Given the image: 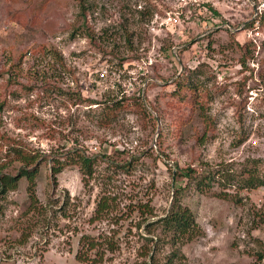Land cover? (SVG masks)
<instances>
[{
    "label": "rangeland",
    "instance_id": "1",
    "mask_svg": "<svg viewBox=\"0 0 264 264\" xmlns=\"http://www.w3.org/2000/svg\"><path fill=\"white\" fill-rule=\"evenodd\" d=\"M0 105V177L39 169L37 210L26 178L0 195V264H264V187L177 172L264 175V0H0ZM179 204L191 242L160 223Z\"/></svg>",
    "mask_w": 264,
    "mask_h": 264
},
{
    "label": "trees",
    "instance_id": "2",
    "mask_svg": "<svg viewBox=\"0 0 264 264\" xmlns=\"http://www.w3.org/2000/svg\"><path fill=\"white\" fill-rule=\"evenodd\" d=\"M178 85V94L179 96H184L186 92L185 90H189L192 93V98H193V105L200 104V98L198 95L200 92V87L197 85H194L189 81H182L177 84ZM89 102L92 104H97L94 103L95 101L89 100L85 101ZM113 106L109 105L105 109L106 112L102 113V115L105 116V120L109 119H114L115 113L117 108L119 106V103L116 101H111ZM2 110V106L0 105V112ZM143 111L148 114L147 109L143 108ZM150 115V114H149ZM151 116V115H150ZM204 122L207 125H212L213 121H207L204 118ZM22 157L29 158L28 156H23ZM28 160V159H27ZM24 161V160H23ZM34 157H30L29 161H25L27 164H33L35 162ZM73 162L75 164H78L81 167V170L85 175L92 176L93 174V163L94 160L91 157H88L87 155L83 153H78L76 155V158L73 159ZM68 163L65 161H55L54 162V167L52 169V175L55 177L59 175L60 173L63 172V170L66 168V165ZM180 171V172H179ZM179 172V175L187 178L189 180H193L196 182L197 186L199 188L202 185H207V186H212L215 183H221L226 181L227 186L225 187V190L228 192H225L224 196H229V188L234 187L237 190H253L257 189L260 187H264V175L260 176L259 174L252 173V171H246L243 170L241 174L238 175L239 179L236 184L232 183V180L237 178V176L233 175H228L224 170H214L213 168H204L201 173H197L194 169H186V170H177ZM39 174V169L38 167H35L33 169L30 168H22L19 172L18 175L16 176H11V175H1L0 177V195H5L9 191L15 190L20 183V180L23 178H26L28 181V198H29V210L28 211H35L38 209V204H39V199L37 196V178ZM177 175V174H176ZM241 200L238 199L237 203H240ZM110 207L111 203L110 201L106 198L103 197L95 210L94 213V220L95 221H100L109 216L110 212ZM149 212V211H146ZM152 214V213H150ZM160 223L164 229L165 232H167L169 235H172V240L174 242L181 241L183 240L184 242H191L195 237L198 236L199 232V227L195 218L194 213L188 208V207H183L182 205H176L170 210V212L160 220ZM153 241V239H152ZM80 246H82L81 249L87 247V250L92 252L98 249V243L97 241L88 236L84 235L81 240H80ZM176 255H172V257H175ZM82 258L81 251L77 254V259ZM172 260V259H171Z\"/></svg>",
    "mask_w": 264,
    "mask_h": 264
},
{
    "label": "built area",
    "instance_id": "3",
    "mask_svg": "<svg viewBox=\"0 0 264 264\" xmlns=\"http://www.w3.org/2000/svg\"><path fill=\"white\" fill-rule=\"evenodd\" d=\"M186 0H182V2H185Z\"/></svg>",
    "mask_w": 264,
    "mask_h": 264
}]
</instances>
